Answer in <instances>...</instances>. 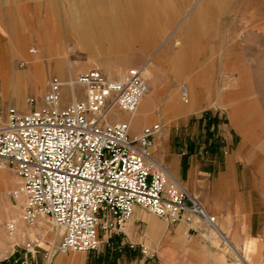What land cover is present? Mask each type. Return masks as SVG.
<instances>
[{"label":"crops","instance_id":"0c3cea01","mask_svg":"<svg viewBox=\"0 0 264 264\" xmlns=\"http://www.w3.org/2000/svg\"><path fill=\"white\" fill-rule=\"evenodd\" d=\"M232 3L252 0H0V100L15 107L25 102L30 89L42 96L53 74L73 76L71 69L43 64L55 44L51 38L71 34L94 39L99 30H107L106 37L119 40L105 43L143 44L150 50L164 28H174L168 38L179 30V48L173 49L167 38L143 62L132 60L148 70L149 92L134 117L120 113V120L129 123L132 136L161 126L154 158L216 217L226 242L198 220L171 224L137 207L124 234L112 237L108 247L117 253L126 248L138 257H111L108 264H264V145L249 142L232 108L202 104L207 81L200 78L208 72L196 69L191 46L198 37L203 47V31L212 28L204 14L244 11L228 9ZM191 12L197 15L186 24ZM52 22H58V32L48 25ZM18 62L27 67H17ZM183 88L190 100L182 99ZM205 111L209 113L203 115ZM0 181L2 188L10 186L1 174ZM30 233L18 228V240ZM129 244L147 245L156 258L146 261ZM68 255L51 260L38 255L31 264H84Z\"/></svg>","mask_w":264,"mask_h":264},{"label":"built area","instance_id":"2783aa9c","mask_svg":"<svg viewBox=\"0 0 264 264\" xmlns=\"http://www.w3.org/2000/svg\"><path fill=\"white\" fill-rule=\"evenodd\" d=\"M144 66L110 79L100 70L80 74L71 82L73 99L64 105L66 84L53 78L37 106L27 98V111L3 109L0 125V167L8 166L19 179L8 198L28 226L45 219L59 242L45 249L29 241L1 264H31L42 255L97 252L100 232L110 239L124 234L135 208L171 224L201 222L226 242L216 217L153 156L161 126L145 127L132 136L128 122L115 112L134 114L149 92ZM184 100L187 89H182ZM10 236L17 227L7 224ZM146 261L156 253L145 244H129Z\"/></svg>","mask_w":264,"mask_h":264},{"label":"rangeland","instance_id":"374dc122","mask_svg":"<svg viewBox=\"0 0 264 264\" xmlns=\"http://www.w3.org/2000/svg\"><path fill=\"white\" fill-rule=\"evenodd\" d=\"M229 8L244 9V11L204 14L205 17L211 19L212 28L203 31V47L198 45L201 42L198 37L192 40L195 67L208 72V76L200 78L207 81L206 97L201 99L200 96V100L205 107L232 108L233 116L246 129L245 131L250 138L249 142L262 146L264 145V0H252V4L244 3L242 5L232 3L228 6ZM196 15L197 13L193 12L187 13L185 16L186 24H189ZM48 25L53 26V32H58L55 30L58 22H52ZM172 31L174 28H164L159 42L150 50L146 49L143 44L105 43L106 41L119 40L118 38L106 37L107 30H99L98 38L94 39H80L71 36V34L67 37L51 38L50 41L55 42V44H52L53 50L49 54L50 56H46L43 64L46 66L49 64L51 66L57 65L66 72L71 69L73 76L66 77L53 74L47 78V83L53 78H59L62 81L72 77L74 79L91 70H100L108 78L117 79L130 70L141 68V65H132V60L137 58L142 59V62L146 60L157 49L162 48ZM115 32L117 33L116 30ZM176 32L168 38V44L171 43L173 49L181 46L177 37L179 30ZM95 41L99 42L95 43ZM82 42L89 43L83 44ZM125 64L126 67H123ZM17 67L24 69L27 65L18 62ZM48 86L49 84L42 96L34 89H30L29 94H26V99H36L37 106L41 107L43 105L42 97ZM65 93L64 105L70 102L66 96L68 92ZM5 94L8 96V91ZM195 94L196 97L200 95L198 92ZM189 97L190 92L185 100H190ZM182 99L184 100L183 97ZM0 105L3 109L15 106L13 102L10 103L7 100L4 102L0 100ZM205 113H209V111L203 112V115ZM4 118V113L0 114L1 121ZM134 121L136 122L137 119ZM1 124L2 122H0ZM5 167L0 169V174L10 186L2 188L0 181V264L10 257L14 245L20 249L27 242L32 241L50 249L52 244L57 245L59 242L56 229L45 219L39 220L35 226H28L22 220L19 207L8 198L9 191L19 185V179L11 168ZM9 222L16 225L17 232L18 228L31 230L30 235L27 234L23 239L14 240L17 235L15 237L9 235L7 230ZM100 238L103 243L97 252L71 253L68 256L77 261L82 260L84 264H108L111 257L115 260L119 258L127 261L135 260L138 257L126 248L121 253L113 252L109 250L107 235L100 232Z\"/></svg>","mask_w":264,"mask_h":264},{"label":"bare ground","instance_id":"6f19581e","mask_svg":"<svg viewBox=\"0 0 264 264\" xmlns=\"http://www.w3.org/2000/svg\"><path fill=\"white\" fill-rule=\"evenodd\" d=\"M143 76H144V78L147 80L148 79V77H149V72H148V70L147 69H145L144 70V73H143ZM72 80H73V77L72 78H70V79H68V80H66V81H64V83L66 84V87L64 88V94H66L65 92H68L67 94L68 95H66L67 96V99H73V91H72V89H71V87H70V85H71V82H72ZM147 82V81H146ZM50 83V82H49ZM48 83V84H49ZM44 91V90H43ZM66 100V99H65ZM142 101V100H141ZM141 103V102H140ZM16 106L18 107H16L17 109H19V110H22V111H27L28 110V106L26 105V100H25V102L23 103V104H16ZM140 106V105H139ZM139 109V108H138ZM138 111V110H137ZM137 113V112H136ZM136 113H134V114H132V115H130V114H126L127 116H130V117H134L135 115H136ZM115 115V117L117 118V119H121V114L119 113V112H115L114 113ZM0 122H2V121H0ZM1 168H6L5 166H2V167H0V169ZM5 170V169H4ZM3 176V175H2ZM10 176V175H9ZM18 178V177H17ZM20 182V181H19ZM22 225V224H21ZM18 233V232H17ZM17 233L15 234V235H17ZM14 235V236H15ZM14 236H12V237H14ZM14 240H18V236L16 237V238H14Z\"/></svg>","mask_w":264,"mask_h":264}]
</instances>
